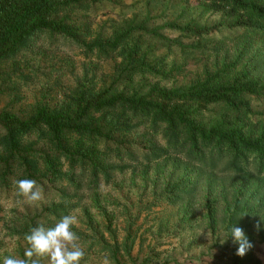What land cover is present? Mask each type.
I'll return each mask as SVG.
<instances>
[{
	"label": "trees",
	"instance_id": "16d2710c",
	"mask_svg": "<svg viewBox=\"0 0 264 264\" xmlns=\"http://www.w3.org/2000/svg\"><path fill=\"white\" fill-rule=\"evenodd\" d=\"M195 1L201 15L156 25L149 14L128 18L122 0H0V201H20L12 182L34 179L57 197L45 213L66 215L73 194L88 222L111 226L120 190L141 187L145 208L179 206L160 235L196 224L240 228L246 247L264 238V0ZM208 11L231 22L203 20ZM225 26L231 47L202 42ZM34 39L47 45L40 57L22 47ZM67 46L93 62L57 67L49 54ZM179 55L202 69L176 86L191 74ZM107 61L109 75L99 69ZM36 219L16 217L12 234L23 238ZM230 231V257L240 258ZM27 247L7 245L6 255L24 258ZM112 252L117 264H146Z\"/></svg>",
	"mask_w": 264,
	"mask_h": 264
},
{
	"label": "rangeland",
	"instance_id": "374dc122",
	"mask_svg": "<svg viewBox=\"0 0 264 264\" xmlns=\"http://www.w3.org/2000/svg\"><path fill=\"white\" fill-rule=\"evenodd\" d=\"M127 6L124 13L131 16H137V20H143L149 14L156 25H162L168 20L174 18L179 13H184L186 19L197 17L203 13L202 7L195 0H122ZM126 17V15H125ZM211 23L225 21V16L221 14H213L211 11L205 12L203 20ZM227 25V24H226ZM214 36L203 39L202 42L214 47L215 43L225 41L228 47L232 46L230 41L233 29L225 26L218 30ZM37 40L26 42L23 48L31 49V56L40 57L42 41L40 45H36ZM47 46V45H46ZM56 45H53L55 48ZM52 48V49H53ZM24 49L22 50V53ZM77 51L71 53V46H67L64 50H52L49 54V59L59 65H81L90 64L93 61L85 60L82 56L76 54ZM176 56H169L174 58ZM178 62L187 64L191 74L179 77L176 86L187 84L193 77L192 73L201 71L202 66L196 64L194 57H184L179 55ZM69 60V63L66 62ZM51 62L49 61L48 64ZM69 64V65H70ZM67 68V67H66ZM99 69L101 73L109 75L115 69V63L107 61L100 63ZM110 76H105L103 79H109ZM68 83V81H66ZM39 88V87H37ZM37 88L25 89L26 101L33 99V95ZM264 110V106L261 108ZM170 167V166H169ZM60 187L71 189V183L67 177L60 183ZM119 197L120 207L117 211V218L111 226L101 224L96 218L92 217V221L88 222L85 218L84 207L77 203L76 195L69 194L63 201L72 203L68 206L67 214L77 216L78 223L73 226L74 231L79 237L78 243L83 248L85 256L80 260L79 264H117L113 257L112 248L119 250L121 259L139 258L140 261H145L146 264H264V238L255 239L246 247L244 255H239L240 258L230 257L232 251L230 244L225 237L229 233L221 228L217 233H213L206 228L197 227L196 224H187L179 235H174L171 231L163 232L161 235L157 232L160 226L165 223L171 225L176 220L175 215L178 213L179 206L171 205L167 202H161L149 209L144 207L148 202L150 195L143 196L140 199L141 187L122 189ZM44 194V191H43ZM13 199V197H12ZM57 199L55 195L49 200L44 197L42 202L38 204H28L24 199L20 201L13 199L10 202L0 201V264L6 256L7 251L5 246L17 245L18 243L25 244L24 237L21 238L12 234L15 232L14 219L19 216L37 217L36 226L44 225L45 227H53L61 218L52 213H45L44 208L52 201ZM61 201V200H58ZM144 203V204H143ZM173 227V226H172ZM195 239L194 247L186 246L185 249L180 247V242L183 239ZM130 255V256H129ZM17 258H21L19 254ZM162 261V262H159ZM43 264H49L48 258H42Z\"/></svg>",
	"mask_w": 264,
	"mask_h": 264
},
{
	"label": "clouds",
	"instance_id": "9594fccd",
	"mask_svg": "<svg viewBox=\"0 0 264 264\" xmlns=\"http://www.w3.org/2000/svg\"><path fill=\"white\" fill-rule=\"evenodd\" d=\"M12 186L17 196L23 197L25 203L38 204L44 200L43 189L34 179H16ZM77 223V216L70 213L62 215L53 227L39 225L31 228L24 236L28 245L24 251V258L6 255L2 259V264H41L43 257L48 258L49 264H79L85 252L78 243L77 233L72 230ZM230 235L234 242L239 244L237 254L244 255L246 237L243 230L232 227Z\"/></svg>",
	"mask_w": 264,
	"mask_h": 264
}]
</instances>
